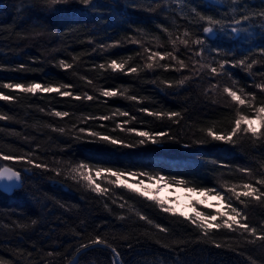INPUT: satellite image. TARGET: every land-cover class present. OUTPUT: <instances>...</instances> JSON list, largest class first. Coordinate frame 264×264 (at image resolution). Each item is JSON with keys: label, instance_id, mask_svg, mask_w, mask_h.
<instances>
[{"label": "trees", "instance_id": "1", "mask_svg": "<svg viewBox=\"0 0 264 264\" xmlns=\"http://www.w3.org/2000/svg\"><path fill=\"white\" fill-rule=\"evenodd\" d=\"M246 2L253 9L264 7L261 0ZM98 3V9L85 14L55 11L57 7L80 8L78 3L49 8L46 0H0V5L11 11L10 18H1L0 22V93L15 97L0 100V115L6 117L0 120V155L26 156L47 165L37 168L23 160L0 159L2 165L20 171L23 183L12 195L0 191V264H113L109 248L81 247L97 235L118 250L122 264H264L260 241L248 243L249 237L227 229H212L208 237H203L190 221L163 212L137 191L112 186L114 195L111 193L109 199L69 175V164L86 162L183 178L189 186L214 187L225 192L221 185H235L239 190L241 184L250 180L254 183L264 174V143H254L241 134L233 137L234 144L207 136L209 127L228 130L235 115L233 102L223 93V86L236 80V88L255 92L259 99L264 93L253 87V80L260 82L261 77L230 65H226L230 75L215 79L208 78L207 69L196 78L188 68L153 71L144 67L145 47L174 51L164 28L173 33L171 39L183 38L186 28L206 39L201 31L205 24L197 23L199 18L191 9L220 19L231 15L227 4L222 5L220 0H186L181 11L178 0H162L153 5V10H149L152 0H136L135 5L132 0ZM132 37L139 39L143 47L128 42ZM207 42L209 47L230 53L229 60L251 56L250 49L258 57L257 46L264 45V30L257 25L236 37L218 32ZM175 47L180 51L174 54L191 67L187 59L190 53L178 42ZM129 56L128 67L137 66L138 73L99 68L101 63L107 65L111 59ZM60 60L72 64V68H61ZM159 63L174 61L169 58ZM260 71H264V59L253 65V73ZM185 76L192 79L179 85ZM165 81H171L173 87ZM218 81L221 87L209 91ZM33 82L73 85L68 90L88 93L95 99L78 101L55 92L30 94L2 87L4 83ZM102 89L119 90L124 95L106 98L100 94ZM131 95L138 99L125 98ZM117 109L129 112V117L119 116ZM139 109L181 115L175 118L179 120L176 123ZM55 111H67L69 115L50 114ZM246 111L241 107L242 113ZM89 115L111 118L85 121ZM133 116L137 119L132 120ZM124 121L125 129L167 131L175 139L165 137L162 143L141 145L134 132L117 127ZM254 127L259 128V122ZM81 128L107 132L135 146L102 143L81 132ZM242 168L251 169V174L240 172ZM242 199L244 203L234 201V206L247 215L246 222L259 230L264 226V204ZM155 225L167 231L162 232ZM217 243L221 247H216Z\"/></svg>", "mask_w": 264, "mask_h": 264}, {"label": "snow or ice", "instance_id": "2", "mask_svg": "<svg viewBox=\"0 0 264 264\" xmlns=\"http://www.w3.org/2000/svg\"><path fill=\"white\" fill-rule=\"evenodd\" d=\"M133 4H136V0H132ZM162 2V0H152V3L149 5V10H153V5ZM181 4V11L183 7L186 6V0H178ZM70 3H78L80 8H65V7H57L55 11L59 12H81V13H89L93 10L99 8L98 0H46V6L52 8L53 6L58 5H68ZM220 3L227 4L229 8L230 16L222 17L220 19H216L212 16H204L201 13L197 12L195 8L191 9L195 16L198 17L197 23L203 21L205 26L202 27L201 31L206 36V39L200 38L194 32H191L186 28L181 38L177 36L175 39H171L173 33L170 32L167 28H164V31L167 32L169 39L171 40V44L174 47V51H153L150 48L145 47L144 52L147 53L146 63L144 67L148 70L155 71L158 68H163L164 70H174L181 71L185 68H188L189 71L192 72V75L196 78H200L201 73L205 69L208 70V78L215 79L218 76H228L230 75L227 72L226 65H230L232 67H243L250 76H259L261 77L260 82H256L253 80V87L260 90V92L264 93V71H260L258 73H253L252 68L253 65L259 63L261 59H264V45L257 46V50L259 56L257 57L252 49L249 50L252 53L251 56L244 55L242 58L229 60L228 56L230 53L224 52L223 49L219 47H209L208 39H211L213 36H216L218 32H222L225 34H232L234 37L239 36L241 33L248 32L250 27L259 26L262 30H264V7L260 9L250 8L246 0H220ZM261 5H264V0H261ZM192 22L189 21V24ZM128 42L132 44H140L142 47V42L137 38H129ZM177 42L184 46L190 55H188L187 59L191 63V67L189 64L185 62L184 59H180L178 56L174 54V52H179L180 49L175 47ZM111 46V45H110ZM215 52L216 55H212ZM174 61L173 63L168 64H160L159 61H165L168 59ZM131 60V56L122 58L120 60L111 59L107 65L104 63L99 64V68L102 70L110 69L112 72H121L124 74H135L138 73V67L132 66L128 67V61ZM59 66L65 70L71 69L72 64L67 63L64 60L59 61ZM21 69L24 68L23 65L20 66ZM127 69V70H126ZM192 79V76H185L178 81L179 85H184L185 81ZM168 87H173V83L171 81H165ZM89 84L92 83L91 80L88 81ZM237 84L236 80H232V83L229 85H225L222 88L223 93L226 94L228 98H230L231 102H233V111L235 113L232 124L230 128L226 131H215L211 127L207 130V136L211 137L214 141L223 142L225 144H234L235 141L233 137H237L238 134L242 136H248L254 143L259 140L264 143V97L257 99V95L255 92H245L243 88H236ZM3 88L6 89H14L18 90L21 93H30L36 94L40 93H58L63 97H72L75 100H86V101H94L95 97L88 93L76 94L72 91L68 90L73 87V85L69 84H59V85H44L38 82H33L29 84L25 83H4L2 85ZM221 87L220 82L218 81L215 84L211 85L209 91H214ZM61 89H65V91H61ZM126 89L124 92L126 93ZM103 97H116L118 95H124L119 90H101L100 93ZM125 98L129 100H137L138 97L135 95L126 96ZM15 99L12 95H4L0 93V100L2 101H10ZM106 103V101H105ZM241 107L247 109L246 112H241ZM43 111V109H41ZM139 111L147 112L148 115L154 117H167L169 120H175L176 123H179L178 118L180 117L179 112H154L149 111L148 109H139ZM116 112L121 117H129V112L121 111L119 109ZM54 114L57 117H67L69 113L67 111H55ZM6 117L0 115V120L5 119ZM111 117L109 115H100V116H87L85 117V121L89 119H99L102 121H107ZM132 120H136V117H131ZM259 122L260 127H254V124ZM127 121L117 125L121 131H132L136 136L140 137L138 143L141 145L151 143L157 144L162 143L163 139L167 137L169 140H174V137H171L167 131L153 132L150 130H136V129H125L124 124ZM100 127H104L103 124ZM115 130V129H114ZM63 131V129H61ZM81 132H86L88 136L98 139L102 143H110L112 145H121L123 147H134V144H130L118 137L111 136L109 133L97 132L93 131L91 128H81ZM184 147H188L187 144ZM0 159L4 161L9 160H23L28 164H33L37 168L47 167V165L41 163H35L32 159L26 156H13L11 154H3L0 155ZM70 168L69 175L73 180H76L78 183L83 181V186L87 189H90L92 192L100 195L102 197L109 196V193H113L115 187H123L128 189L129 191L136 193V188L132 187V184H137L143 187V191H140L138 195L141 197H145L150 201H155L158 204L162 211L165 213H171L173 215H179L184 217V213H177L176 210L169 206H165L164 201L159 200L157 194H147L149 193V189L147 184H157L164 185L167 187H172L175 185L176 187H185L189 192H197L207 196V195H215L220 201L224 202V208L221 211L212 210V212H205L202 210H198L194 215L184 217L188 221L191 222L195 228L201 231L203 237H208L210 234V230L212 229H227L233 232H239V234L243 236L249 237L247 240L248 243L255 244L256 241H260L261 245L264 246V226H262L259 230L256 226L251 225L247 221V215L238 207L234 206V201H239L244 203L245 199H252L261 204H264V174H262L259 178L255 180L253 183L251 180L249 182L243 183L239 186V190L235 185H221L222 188H226L225 192L218 191L214 187L207 186H189L188 182L183 178L176 177H168L164 174L159 173H149L142 170H130V169H114L110 167H100L89 165L86 162H79L75 165L69 164ZM240 172H246L251 174V169L242 168L239 169ZM59 175L60 172L57 171ZM7 178V181L11 182L13 186H22L21 185V173L20 171H13L11 167H4L2 171H0V181H3L4 178ZM106 180V184H102L100 181ZM159 189L156 190L158 193ZM234 198V200H233ZM111 199V196H109ZM116 201L113 200V203ZM125 205L122 203L120 207H124ZM141 219H147L144 216H141ZM149 224L152 223L151 220H147ZM162 232H166L167 229L161 225H155ZM92 245H103L111 250L113 253V264H122V261L119 259L120 253L118 250L112 245L108 244L105 240L101 238V236L97 235L92 238L90 243H85L81 247L89 248ZM216 247H221L219 243L216 244ZM51 255V253H49ZM76 264H79V261H76ZM251 264H255V261H252Z\"/></svg>", "mask_w": 264, "mask_h": 264}, {"label": "rangeland", "instance_id": "3", "mask_svg": "<svg viewBox=\"0 0 264 264\" xmlns=\"http://www.w3.org/2000/svg\"><path fill=\"white\" fill-rule=\"evenodd\" d=\"M10 15H11V11H8L6 8L0 5V22L2 23L1 18L7 19L10 18L9 17ZM227 104L230 103L228 102ZM1 165L2 164L0 163V169L7 166V165H2V166ZM98 182H101L102 184H106V180H103V178ZM21 185L22 188L23 183ZM109 187L112 188V186ZM132 187H135L138 193L144 190L143 187L137 184H132ZM147 187L150 190L149 193L147 194H157L159 200L164 201L165 206L170 205L176 210L177 213L183 212L184 217L194 215L195 212L198 210H202L205 212H212L213 209H215V211H221L224 208V202L220 201L215 195L205 196L199 193V191L189 192L186 190L185 187H176L175 185H173L172 187H167L164 185L147 184ZM157 189H159L158 193L156 192ZM12 194H7V195H12ZM109 195H111V192Z\"/></svg>", "mask_w": 264, "mask_h": 264}, {"label": "water", "instance_id": "4", "mask_svg": "<svg viewBox=\"0 0 264 264\" xmlns=\"http://www.w3.org/2000/svg\"><path fill=\"white\" fill-rule=\"evenodd\" d=\"M5 167H8V166H5ZM3 168H1L0 171H2ZM13 171L15 170L13 169ZM20 183L22 184V180ZM20 188L21 186H13L11 182L7 181L6 177L4 178L3 181H0V191L5 194H12L15 190H18Z\"/></svg>", "mask_w": 264, "mask_h": 264}]
</instances>
